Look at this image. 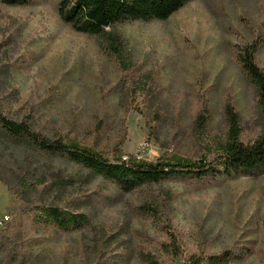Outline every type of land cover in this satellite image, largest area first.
I'll list each match as a JSON object with an SVG mask.
<instances>
[{"label":"rangeland","instance_id":"374dc122","mask_svg":"<svg viewBox=\"0 0 264 264\" xmlns=\"http://www.w3.org/2000/svg\"><path fill=\"white\" fill-rule=\"evenodd\" d=\"M58 2L0 3V100L9 116L31 117L43 136L111 158L149 161L213 157L228 132V102L241 116L245 142L262 133L255 89L235 55L260 35L256 60L264 70V0H192L166 20L117 25L128 69L105 39L63 22ZM134 83L150 90L125 94ZM20 181L40 182L33 201L78 209L90 224L75 232L39 225L20 192H11ZM4 186L11 204L0 210V264H145L141 251L182 264L226 249L241 255L232 264H264V174L175 176L124 192L0 131V201ZM170 234L179 239V258L161 249Z\"/></svg>","mask_w":264,"mask_h":264},{"label":"trees","instance_id":"16d2710c","mask_svg":"<svg viewBox=\"0 0 264 264\" xmlns=\"http://www.w3.org/2000/svg\"><path fill=\"white\" fill-rule=\"evenodd\" d=\"M191 1L59 0L57 12L63 22L75 31L105 39L121 64L127 63L128 69L130 57H127L126 45L115 27L131 21L166 20ZM0 3L9 6H28L31 0H0ZM260 45L261 36L258 35L252 43L238 49L235 56L245 79L255 89L264 124V70L256 60ZM149 84L134 83L133 87L129 84L125 87V94L133 90L136 93L148 92ZM5 110L0 100V131L6 137L27 144L41 153L69 158L88 169L94 176L112 182L124 192H132L175 176L232 179L243 175L264 174V128L254 141L245 142L241 137V116L230 102L225 105L228 123L226 139L218 145L213 157L208 158L205 155L197 160L174 158L149 161L134 155L124 157L120 154L111 158L74 140L61 136H43L33 128L31 117L15 119ZM21 182L18 188L11 189V192H20L21 200L28 203L25 207L26 211L33 212L35 221L39 225L59 232H75L90 224L91 217L78 209L63 207L56 202L33 201L30 196L38 194L37 188L40 182L33 184L27 181L26 184ZM5 184L10 187L6 181ZM144 208V212L151 215V207ZM161 249L174 258L181 256L180 242L174 234H170L168 241L161 244ZM139 257L145 264H164L150 251H141ZM240 258L241 255L237 250L226 249L220 254L206 257L198 254L189 255L181 259V263L232 264Z\"/></svg>","mask_w":264,"mask_h":264},{"label":"crops","instance_id":"0c3cea01","mask_svg":"<svg viewBox=\"0 0 264 264\" xmlns=\"http://www.w3.org/2000/svg\"><path fill=\"white\" fill-rule=\"evenodd\" d=\"M4 188V191H2L3 198H1L2 201H0V210H3V212H5L11 204V193L7 187L4 186Z\"/></svg>","mask_w":264,"mask_h":264},{"label":"built area","instance_id":"2783aa9c","mask_svg":"<svg viewBox=\"0 0 264 264\" xmlns=\"http://www.w3.org/2000/svg\"><path fill=\"white\" fill-rule=\"evenodd\" d=\"M8 220H9V216L5 215L4 218H3V221H8Z\"/></svg>","mask_w":264,"mask_h":264}]
</instances>
